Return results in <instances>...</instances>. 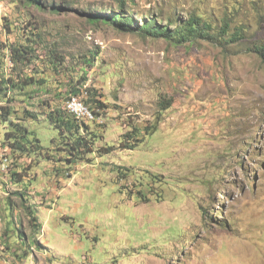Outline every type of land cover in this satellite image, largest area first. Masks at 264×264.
<instances>
[{
  "label": "rangeland",
  "instance_id": "374dc122",
  "mask_svg": "<svg viewBox=\"0 0 264 264\" xmlns=\"http://www.w3.org/2000/svg\"><path fill=\"white\" fill-rule=\"evenodd\" d=\"M119 3L0 0V78L44 80L0 93L14 122L36 113L24 124L42 145L17 151L13 182L0 172V264H264V61L249 51L264 45V0H131L134 30L89 21ZM235 8L243 43L138 31L151 14L172 30L190 13L217 29ZM14 46L35 58L10 62ZM80 76L107 107L90 123L92 152L68 166L46 115ZM9 127L0 117V142Z\"/></svg>",
  "mask_w": 264,
  "mask_h": 264
},
{
  "label": "trees",
  "instance_id": "16d2710c",
  "mask_svg": "<svg viewBox=\"0 0 264 264\" xmlns=\"http://www.w3.org/2000/svg\"><path fill=\"white\" fill-rule=\"evenodd\" d=\"M26 1H28L29 4L39 3V0ZM126 1L129 2L131 0H120V10H118V12H113L111 10H94L93 12H89V21L95 24L110 25L124 30H134V15L126 9ZM77 5L82 4L77 3ZM86 7L87 9L91 8L89 5ZM54 9L58 11L63 9V6L58 5L55 6ZM240 10L241 9L235 8L230 12L223 14L217 29H214L209 21L204 20L203 16L190 13L187 17L180 21L178 26L170 30L168 29V26L159 23L157 20L158 18H155L151 14V16H148V19H143L142 23L138 26V31L153 37H164L169 42L175 44H184L187 42L192 44L193 42L197 41V39H206L216 42H219L221 39V41L225 43H243L244 41H247L250 26L247 21L239 19ZM10 51V62L12 63L27 64L35 58L34 48L32 47L14 46L13 48H10ZM249 51L255 52L264 61V45H260L254 49L250 48ZM84 59L86 65L91 66V60H89V57H84ZM51 62L56 66L55 70L59 72L62 70L65 60L60 55H54ZM57 68L59 69L57 70ZM84 70L85 69L82 71L84 72ZM86 80L87 79L85 76H80L79 79L75 81V83H73V81L72 83H69L63 92L59 90L57 93L59 98V106L46 115L48 122L54 127V129H56L58 133L57 137L54 138L55 140L57 139L59 152H65L64 158L62 157L61 159L65 160L68 166H72L75 160L77 161L79 159H86L88 157V153L90 154L92 152V145L95 144L99 137L100 130H90V123L95 122V119L86 122L85 120H80L71 114L66 109L63 98H66L65 101L67 103V101L75 98V96L80 97L82 101L89 106L95 116L99 115L100 111L107 107L106 103H104L102 100L101 92H99L96 88L86 87L83 89ZM69 81H71V78ZM37 84H44V80L34 79L33 77H18L16 80L11 75H9L7 78L1 76L0 93L6 94L7 92L14 89L21 90ZM165 102L161 101V109H168L171 106V100H168L167 105ZM0 111L1 121L9 122L10 124V130L5 132V137L1 140L0 147H9L8 151L14 157L12 167L13 170L10 169V174L8 175L9 181L13 182L14 178L19 176L18 171L16 170L17 162L15 161L16 159L18 160V155H28L30 154L31 150L42 146L39 137L34 136L33 131H31L24 124V121L27 119L36 120L37 115L35 112L24 110V112H21L19 116H15V119L18 120V122H14L13 118L11 117L14 111L11 108H4V106H1ZM102 125L103 124H99L98 126L102 127ZM156 127V124L153 126H145L144 131L146 134H150L154 132ZM133 129H136V127ZM135 131L140 132L141 130L137 129ZM130 133H133V131ZM30 136H34V142L31 140ZM31 141L33 144H35V147L32 146ZM105 149L106 153L112 151V148L107 147ZM17 151L19 153H17ZM3 183L4 182L0 180V184ZM28 218L32 228L36 230L40 229L39 226L38 228L34 227L37 225V218L32 210L29 211Z\"/></svg>",
  "mask_w": 264,
  "mask_h": 264
},
{
  "label": "built area",
  "instance_id": "2783aa9c",
  "mask_svg": "<svg viewBox=\"0 0 264 264\" xmlns=\"http://www.w3.org/2000/svg\"><path fill=\"white\" fill-rule=\"evenodd\" d=\"M66 109L75 116V113H82V120L86 122L92 121L95 118L92 110L85 104L81 98L73 102L65 104ZM13 159L7 147H0V172L8 173L11 169Z\"/></svg>",
  "mask_w": 264,
  "mask_h": 264
},
{
  "label": "bare ground",
  "instance_id": "6f19581e",
  "mask_svg": "<svg viewBox=\"0 0 264 264\" xmlns=\"http://www.w3.org/2000/svg\"><path fill=\"white\" fill-rule=\"evenodd\" d=\"M75 100V98H72L71 100L67 101V103L73 102ZM75 116L80 118L82 116V113H75Z\"/></svg>",
  "mask_w": 264,
  "mask_h": 264
}]
</instances>
